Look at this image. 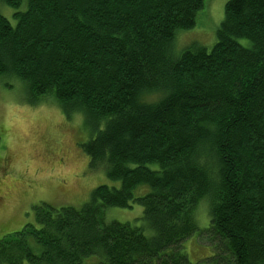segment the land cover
I'll list each match as a JSON object with an SVG mask.
<instances>
[{
  "label": "trees",
  "instance_id": "obj_1",
  "mask_svg": "<svg viewBox=\"0 0 264 264\" xmlns=\"http://www.w3.org/2000/svg\"><path fill=\"white\" fill-rule=\"evenodd\" d=\"M203 1L0 0V75L82 115L89 168L120 181L33 205L0 264H199L182 245L195 232L207 264H264V0H227L211 48L174 56ZM132 202L142 223L106 218Z\"/></svg>",
  "mask_w": 264,
  "mask_h": 264
},
{
  "label": "rangeland",
  "instance_id": "obj_2",
  "mask_svg": "<svg viewBox=\"0 0 264 264\" xmlns=\"http://www.w3.org/2000/svg\"><path fill=\"white\" fill-rule=\"evenodd\" d=\"M227 0H204L195 25L180 30L173 44L174 56L191 46L210 49L216 41V29L223 18ZM11 17V9H3ZM95 135L83 123L82 115L66 117L47 100L30 104L24 100L19 82L0 75V237L19 230L28 220L32 206L45 202L53 206L81 205L100 185H120L101 169H91L88 157L79 147ZM148 190L140 186L135 196ZM142 206L109 207L106 218L134 224L142 223ZM195 218L199 228L209 226V212L204 200L197 205ZM202 230V229H201ZM189 261L207 264L213 248L198 233L182 243Z\"/></svg>",
  "mask_w": 264,
  "mask_h": 264
}]
</instances>
